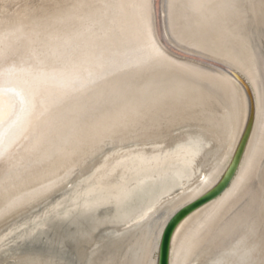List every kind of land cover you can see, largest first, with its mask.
I'll return each instance as SVG.
<instances>
[{"label": "bare ground", "instance_id": "obj_1", "mask_svg": "<svg viewBox=\"0 0 264 264\" xmlns=\"http://www.w3.org/2000/svg\"><path fill=\"white\" fill-rule=\"evenodd\" d=\"M248 120L169 264H264V0H0V264H156Z\"/></svg>", "mask_w": 264, "mask_h": 264}, {"label": "water", "instance_id": "obj_2", "mask_svg": "<svg viewBox=\"0 0 264 264\" xmlns=\"http://www.w3.org/2000/svg\"><path fill=\"white\" fill-rule=\"evenodd\" d=\"M249 127L250 120H248L246 124V127L239 140L236 152L232 156L228 168L222 173L219 180L214 184V186L196 199L180 207L165 222L158 240L159 244L156 251V264H169L170 239L177 224L189 213L217 197L230 183L239 165L241 155L243 153L248 137Z\"/></svg>", "mask_w": 264, "mask_h": 264}]
</instances>
